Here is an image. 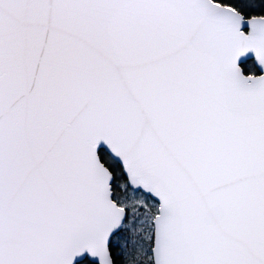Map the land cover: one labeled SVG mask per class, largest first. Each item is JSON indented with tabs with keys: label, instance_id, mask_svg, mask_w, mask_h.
I'll return each instance as SVG.
<instances>
[{
	"label": "snow or ice",
	"instance_id": "6c2138e0",
	"mask_svg": "<svg viewBox=\"0 0 264 264\" xmlns=\"http://www.w3.org/2000/svg\"><path fill=\"white\" fill-rule=\"evenodd\" d=\"M0 264H264V0H0Z\"/></svg>",
	"mask_w": 264,
	"mask_h": 264
}]
</instances>
